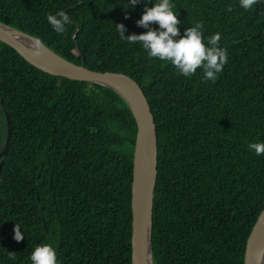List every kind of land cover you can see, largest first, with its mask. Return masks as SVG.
Wrapping results in <instances>:
<instances>
[{
  "label": "trees",
  "instance_id": "obj_1",
  "mask_svg": "<svg viewBox=\"0 0 264 264\" xmlns=\"http://www.w3.org/2000/svg\"><path fill=\"white\" fill-rule=\"evenodd\" d=\"M123 3L0 0V23L69 62L127 75L144 92L158 150L154 264H243L264 208V154L248 149L264 141V0L248 11L238 0H173L181 33L199 20L205 36L221 35L228 60L214 83L200 69L179 76L120 39L116 23L126 35L146 31L135 24L144 0L135 9ZM57 9L72 21L62 34L46 20ZM0 107L11 125L0 170V264H31L40 243L55 247L59 264H131L136 124L125 102L100 85L46 74L0 42ZM5 136L4 117L0 150Z\"/></svg>",
  "mask_w": 264,
  "mask_h": 264
},
{
  "label": "water",
  "instance_id": "obj_2",
  "mask_svg": "<svg viewBox=\"0 0 264 264\" xmlns=\"http://www.w3.org/2000/svg\"><path fill=\"white\" fill-rule=\"evenodd\" d=\"M35 37L0 23V42L11 47L34 68L56 77L100 85L116 93L129 108L135 124L131 183V264H154L152 257L153 196L157 180V134L149 103L140 86L129 76L97 72L74 64L53 52ZM6 136L0 150V170L7 153L11 125L3 107ZM243 264H264V208L246 240Z\"/></svg>",
  "mask_w": 264,
  "mask_h": 264
},
{
  "label": "clouds",
  "instance_id": "obj_3",
  "mask_svg": "<svg viewBox=\"0 0 264 264\" xmlns=\"http://www.w3.org/2000/svg\"><path fill=\"white\" fill-rule=\"evenodd\" d=\"M258 2L259 0H238L239 6L245 11ZM140 3L141 0H124L123 7L135 9ZM174 9L173 0H144L143 11L135 24L146 31L126 35L127 29L123 23H116L115 31L128 44H138L147 57L170 62L177 75L192 77L200 69L203 81L216 82L228 60L227 49L219 44L220 33L205 36L204 22L199 20L190 27H185L181 33L180 26L183 22L178 19L179 12ZM227 11H231V8H227ZM127 18L126 12L125 19ZM46 20L58 34L64 33L66 25L72 22L64 9L47 14ZM36 43L39 45L40 41L37 40ZM248 149L257 156L264 154V141L249 142ZM23 238L22 226L14 224L13 239L19 242ZM57 255L55 247L50 243H40L31 251L29 260L31 264H59ZM10 258L14 259L11 253Z\"/></svg>",
  "mask_w": 264,
  "mask_h": 264
},
{
  "label": "rangeland",
  "instance_id": "obj_4",
  "mask_svg": "<svg viewBox=\"0 0 264 264\" xmlns=\"http://www.w3.org/2000/svg\"><path fill=\"white\" fill-rule=\"evenodd\" d=\"M3 131H4V116L2 115L1 107H0V134L3 133Z\"/></svg>",
  "mask_w": 264,
  "mask_h": 264
}]
</instances>
